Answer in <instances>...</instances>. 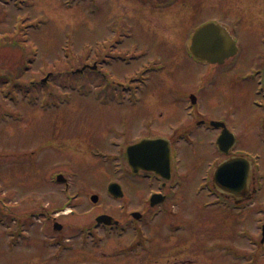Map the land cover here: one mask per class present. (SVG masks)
<instances>
[{"label":"rangeland","instance_id":"rangeland-1","mask_svg":"<svg viewBox=\"0 0 264 264\" xmlns=\"http://www.w3.org/2000/svg\"><path fill=\"white\" fill-rule=\"evenodd\" d=\"M199 1L206 3L211 10L217 9L214 17L234 33L239 45V54L219 70L213 67L209 69L206 67L209 66L208 64L197 63L186 56L187 63L182 64L181 69L174 76H169L165 80L167 86L165 97L168 96L170 89L175 91L184 89L182 86L176 87V84L188 86L199 79L200 75L212 71L203 92L204 102L203 105L200 103L201 109L206 114L207 120L225 122L235 133L238 139L236 152L252 158L257 168V171L256 168L252 170L247 185L252 192L254 188H258L260 192L252 195V200L248 202L250 205L240 216L225 209L224 217H219L216 207L201 208L209 197L206 198L205 193L201 194L198 190L204 182L203 176L208 177L216 165V162L211 163L210 160L217 154L216 147H213L217 132L211 133L210 143L199 142L194 148L186 146L184 160L185 169L190 174L189 182L183 188L184 201L180 202L179 211L174 213V216L181 219L186 210L192 216V219L188 220L192 223L190 231L182 235V238L173 235L172 238L177 243L180 241L187 243L188 247L165 249L164 252H173L179 256L175 260L172 256H165L162 264H179L182 261H188V264H264V243H261L262 227H264V94L261 92V78H259L261 76L259 72L264 66V0ZM70 2L71 0H32L29 6L32 11L25 12L27 16L32 17L28 22L32 25V34L29 35L30 43L26 41L25 44L27 50H17L19 48L15 45L17 49L12 47L15 56H11L8 51H4L7 54L2 53V57L8 62L1 65L14 70V73H11L13 78L27 85V91L31 92L32 106L29 107L25 100H22L25 98L23 95L25 90L17 91V104L5 98L0 91V215H4L1 216L4 218L2 219L4 223L0 222V264L25 262L30 264L36 263V259L37 262L42 259L49 260L57 257L64 245H66V250H63L64 257L77 258L73 264L108 263L110 261L104 259L89 260L92 255L88 252L95 253L93 256L104 258V252L110 254L113 252L112 249L118 251L126 247L124 244L130 245L138 241L135 228L129 230L124 237L121 233L114 235L101 229L85 233H78L77 229L71 230L67 227L63 232L52 231V228L42 231L41 218L30 216V213L42 211L46 206L59 207L64 201L60 191L61 186L58 187L52 181L54 172L58 171L60 176L70 177L76 182L82 190L81 199L92 191L97 192L100 197L97 204H93L92 201L86 202L85 198L82 200L85 207H93V205L95 207L89 214H84L80 208L76 213L79 216L69 223L71 227L77 225L78 228L84 223L96 225L94 215L100 209L112 208L111 205L108 206L109 204L118 208L120 204V202L107 201L103 191L108 182L119 181L117 178L120 177V172H123L120 164L121 148L112 147L109 137L103 136L109 131H111L109 136H120L123 128L122 115L126 113V108L114 104L106 106L103 101L101 105L98 104L90 93L89 72L83 73L82 76L74 72L89 63L92 54L89 43H92L94 38L102 39L108 34L106 28L108 6L106 0H97L93 7L92 0H74L71 4ZM112 5L111 16H114V26L116 16L125 12L129 15L128 28L134 23L135 27H138L137 30L145 32L144 30L149 29L150 32L152 25L151 27H156L161 32L166 31L168 25L169 30L165 33L169 34L171 39L177 40V43L187 37V29L190 30L192 26L197 29L196 25L201 24L197 0H180L172 10L163 13L155 10L151 4H143L137 0H113ZM89 7H92V10ZM21 12L23 11H17V13ZM157 17L165 18L160 22L156 21ZM183 18L185 19L182 20ZM186 19H189L187 29L184 28ZM182 30L183 34L179 36ZM143 32L141 33L148 38L150 33ZM18 33L19 31L15 35L17 39ZM24 38L25 35L20 34L19 40L22 41ZM66 54L70 55L66 56ZM29 61L30 66L27 68ZM236 67L237 69H234ZM250 68H252V80L244 81L240 78L241 74ZM106 72L104 76L108 75L111 81L125 87H131L130 78L136 76L133 73H123L122 70L114 67ZM128 72L132 71L128 69ZM46 74H54L51 88L44 89L39 85L36 87L32 80L39 82ZM71 83L77 86L76 90L67 88ZM105 89L106 87L97 85L94 92L102 93L105 100ZM65 93L69 97L65 96ZM61 96L64 97L65 102L59 108L58 105L54 108L52 103H50L52 105L47 104V101L52 102L53 98H62ZM155 98L157 102L147 103L142 108V114L153 115L160 106H163L165 110H169L168 117L169 114L171 118L176 116V119H173L175 122L179 121L177 118H184V111L182 113L180 106L172 102L161 103L160 96ZM198 106L200 108L199 103ZM128 121L131 129L134 128V118L129 116ZM120 140L121 138L112 141L115 145H121L123 142ZM93 145H100L104 148L102 151L109 154L96 156L94 153L99 149L93 152L94 147H91ZM6 149L8 152H4ZM13 152H16L17 156L15 165L10 164ZM24 154L26 158L32 156L30 163L21 161L24 159L22 158ZM194 161L201 162L198 172L193 171ZM106 162H110L111 165L119 164L116 165L117 171ZM69 210L70 208L66 209ZM13 211L20 214V218H16L18 225L11 222ZM121 214L116 213L118 217ZM22 224V230L25 228L32 240L23 241L20 245L10 243L8 233ZM201 224L202 227L211 226L205 236L197 227V225L201 227ZM220 231L223 232L221 249L214 248L209 252L208 259H212L209 263L206 259L207 253H204V246L217 243L220 240L218 234ZM164 235L165 238L171 236L167 233ZM199 237L203 249L199 244ZM67 239L71 241L68 242ZM54 240L61 242L59 248L51 245ZM84 241L90 244L86 249L81 247ZM98 243H100L99 248L93 247ZM133 257L137 259L134 263L146 264V261L140 260L139 255Z\"/></svg>","mask_w":264,"mask_h":264},{"label":"flooded vegetation","instance_id":"flooded-vegetation-1","mask_svg":"<svg viewBox=\"0 0 264 264\" xmlns=\"http://www.w3.org/2000/svg\"><path fill=\"white\" fill-rule=\"evenodd\" d=\"M137 1L142 2L143 4H151L155 10L163 13L172 10L180 0ZM197 1V9L200 13L199 22H201V25L209 21L218 22V18L214 17L217 13V9L211 10L206 3L199 0ZM31 2L32 0H0V85L10 91L16 88L14 81L11 82V79H13L11 73L13 74L14 70H10L6 65H1L2 63L8 62L4 60L2 53L7 54V52L4 51H8L11 56H15L12 47L15 45L16 40L17 9L19 8L25 12H29V10L31 11V8H29ZM106 2L108 6V22L106 25V28H108V34L102 39L94 38L91 45L92 54L90 65L94 74L92 85H102L106 87L105 102L126 108V113L122 115L123 128L120 131V137L123 142L122 146H120L122 152L121 164L123 177L117 181L120 183L123 197L117 199L115 196L108 193L109 184L114 182L111 181L105 190L107 201L120 202V204L118 205V208L117 206L114 207L113 204H109L108 206L111 205L112 208L109 207L106 210L100 209L99 212L94 215V218L96 220L99 215L109 214L119 220L120 224L117 226H107L104 224L97 225V223L96 225L84 223L82 226L79 225L78 228H76L77 225H72L71 227L69 223L73 222V219L79 216L76 213L80 208L84 214H89L91 210H93V207H95L94 205L93 207H85L82 203L84 201L82 200L85 198L86 202H90L92 196L95 194L98 195V193L95 191H92L88 195L86 193L83 199H81L80 193L82 190L76 185V182H74L73 179L56 177L55 179L52 178V181H60L61 184H57V186L62 187H60V191L64 197V201L59 207L46 206L43 208L41 211L42 225L40 228L42 231H47L52 228V231L63 232L64 228L66 229L67 227L68 229L71 228V230L77 229L78 233L101 229L103 231L109 230V233L114 235L115 233H121L123 234V237L128 234L129 230L135 228L136 233L138 234V241L135 243L130 245L124 244L126 247L121 248L118 251L112 249L113 252L110 254L104 252V258H101L98 255L97 257L93 256L95 253L88 252V254L92 255V258L88 259H104L110 261L108 263L96 264H142L134 263L137 259L133 256L139 255L140 260L146 261V264H162L165 256H172L174 260L179 256L173 252L166 253L164 252L165 249L175 250L178 248L186 249L188 247L187 243L181 241L180 243H177L174 241L172 235L176 236V238L178 236L182 238V235L187 233V231H190V224L192 221L189 222L188 220H191L192 216H190L185 210L181 219H178L175 218L174 213H178L180 202L184 201L183 188L186 187L189 182L188 178L190 174L185 169V147L194 148L199 142L210 143L209 139L214 130V127L211 125L212 121L206 119V114L201 109V104L203 105L204 102L203 92L205 86L208 84V79L210 74H212V71H208L204 74L201 72L203 75H200L199 79L188 86H185L184 84H176V87L182 86L184 89L182 91L170 89L168 90V96L165 97L167 90L165 80L168 79L167 77L169 76H174L176 72L181 69V65L187 63L186 56L194 59L197 63L206 64V62L196 60L192 55V22L190 23L192 28L189 30L187 29L189 26V19L185 20L184 28L187 29V37L183 41L179 40L177 43V40L171 39L169 34L165 33L169 30L168 25L166 31L162 30L161 32H159L156 27H151L152 25L150 26V32L149 29L144 30L145 32L137 30L138 27H135L136 25L134 23L131 24V28H128L129 15L125 12L116 16V25L114 26V16H111L113 0H106ZM164 18L165 17H157L156 21L159 20L161 22ZM184 19L185 18L182 20ZM145 23L150 24L151 22ZM198 27H200V24ZM141 32L150 33V35L146 38ZM182 34L183 30L179 36ZM13 36L15 37L12 38ZM113 67L117 70H122L123 73L136 74L135 77L130 78L131 87L117 85L114 81H109L108 76H104L106 79L105 81L97 80V73L107 74L106 71ZM206 67L209 69H212L213 67L219 70L221 66L211 65ZM186 68H188V66ZM128 69L132 72H128ZM234 69H237V67ZM2 80L3 82H1ZM109 89H112V91H109ZM114 92L115 95L113 96ZM179 92L180 95L178 96ZM184 94L185 96H183ZM157 96H160L161 103L172 102L177 106H180L182 113L184 111V118H177L179 121L175 122L173 119H176V116L171 118L169 114L168 117L167 112L169 113V110H165V107L163 106H160V109H158L153 115L142 114V108H144L147 103L157 102L155 98ZM129 116L134 118V128L132 129L130 127V122L128 121ZM170 119H172V121H169ZM166 121H168V123H166ZM110 132L111 131L107 132V135L103 137H111L109 136ZM218 132L221 134L222 129H218ZM13 134L14 133H12V135ZM144 138H161L167 140L168 145L164 144L162 151L166 152L169 148L171 152L172 158L170 169L168 171L163 168L161 169L160 174L144 171L133 172L129 167L126 155L127 148ZM111 145L114 146L112 143ZM214 146H216L217 154L212 160H210V162H216V165L209 173L208 177H205V175L203 176L204 182L202 186L199 187L198 191L201 194L205 193L206 198L209 197L208 201L206 199L203 202L201 208L208 209L216 207L218 216L224 217L225 209H227V211L235 212L237 209L241 210L240 207L242 205L243 210L247 209L248 202L252 200V195L255 194L257 190L254 189L252 192V189L247 185L248 181H246V179L232 185H225L223 182L215 179L214 174L216 168L228 158V156L218 149L217 144H213V147ZM91 147L96 149L98 147L103 148L100 145H93ZM13 148H15V145H13ZM10 150H12L11 147ZM235 150L236 148L231 151L229 156L236 155ZM194 152L196 153V151ZM11 155L10 164L15 165L16 152H13ZM28 163H30V161H28ZM200 164V161H194V172L199 171ZM207 173L208 171L206 174ZM249 178H251V175L248 176V180ZM67 207H70L69 211H65ZM117 212L122 213V216L120 215V217H118L116 215ZM197 227L198 229L200 228V231L202 230V234L205 236V234L209 232V227L211 226L202 227L201 224V227H199V225H197ZM25 232L26 230H24V233ZM164 233L170 234L171 236L165 238ZM218 234L220 236V240H218L219 242L217 241V243L211 244V246H204V253H207L206 259L207 261L209 260V263L212 262L211 258L208 259L209 252L214 248H217L218 250L221 249L220 241L223 240V232L221 233L220 231ZM187 236L184 238L186 239ZM13 237L17 240L22 236L21 233L16 232L13 234ZM24 239L29 242L32 240V237L30 234H27L24 235ZM66 241L69 242L71 239H67ZM198 241H200L199 244L203 249L200 237ZM51 245L59 248L61 242L58 240ZM93 247L99 248L97 245ZM65 248L66 245L62 247L61 252L55 258L49 260L42 259L38 262L36 259V263L30 261V264H66L67 262L73 264L74 260H77V258L74 259V256L73 258H65L63 252V250H66ZM81 256L82 255L80 254V257ZM187 262L188 261H182L179 262V264H188ZM76 264L90 263L77 262Z\"/></svg>","mask_w":264,"mask_h":264},{"label":"water","instance_id":"water-1","mask_svg":"<svg viewBox=\"0 0 264 264\" xmlns=\"http://www.w3.org/2000/svg\"><path fill=\"white\" fill-rule=\"evenodd\" d=\"M192 50L200 59L207 60L211 63H223L226 58L235 54L236 46L235 42L231 40L222 28L215 24H209L197 32ZM157 143V140H144L142 143L130 147L128 150V160L135 172L138 169L159 172L163 165L169 168L170 153L167 152L160 156L152 151ZM227 143L229 144L227 145ZM234 143L235 138L233 134L227 130L218 141L220 148L226 153H228L229 148H231ZM249 169L250 166L245 159H232L225 161L219 167L215 177L217 181H221L225 185H231L240 181L243 171ZM111 189L116 196H120V194L118 195L119 186L117 184H113ZM93 201L97 202L98 197L94 196ZM97 220L99 223L111 224L114 219L109 215H101Z\"/></svg>","mask_w":264,"mask_h":264}]
</instances>
